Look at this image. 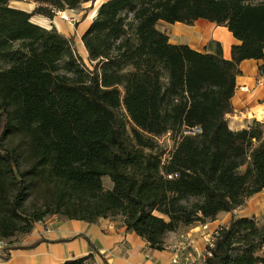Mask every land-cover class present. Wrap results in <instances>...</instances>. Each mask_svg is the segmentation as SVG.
<instances>
[{
	"label": "trees",
	"instance_id": "16d2710c",
	"mask_svg": "<svg viewBox=\"0 0 264 264\" xmlns=\"http://www.w3.org/2000/svg\"><path fill=\"white\" fill-rule=\"evenodd\" d=\"M11 1L0 0V264L53 216L121 218L161 251L169 233L264 190V122L232 130L227 117L240 63L264 58V0H105L81 36L89 65L72 38L32 20L97 0H30L32 12ZM199 19L233 34L231 59L158 28ZM263 247L264 224L233 215L202 264H264Z\"/></svg>",
	"mask_w": 264,
	"mask_h": 264
},
{
	"label": "crops",
	"instance_id": "0c3cea01",
	"mask_svg": "<svg viewBox=\"0 0 264 264\" xmlns=\"http://www.w3.org/2000/svg\"><path fill=\"white\" fill-rule=\"evenodd\" d=\"M32 3L31 8L23 10L32 12L36 6ZM33 18L34 23L45 28L54 26L55 20L39 15ZM91 22L85 26V30ZM167 25L170 42L187 43L191 48L203 52L210 42L220 43L226 59H231L232 47L238 43L227 27L204 19L197 20L193 25L180 22ZM261 68L264 70V58L240 63L241 74L237 77L235 94L232 96L233 112L227 115L232 130L247 128L254 120L264 122V73ZM259 194L261 192L256 195ZM237 214L238 209L233 213H220L216 220L209 222L210 227L226 226ZM241 216L246 215L237 217ZM199 225L169 233L164 249L158 251L149 248L148 243L135 232L128 231L121 218L100 219L96 224H91L53 216L36 224L31 233L20 237L18 243L22 247L11 250L10 260L2 264H60L88 254L94 255L95 264H172L173 247L184 234L194 237L200 246L204 242L200 237Z\"/></svg>",
	"mask_w": 264,
	"mask_h": 264
},
{
	"label": "rangeland",
	"instance_id": "374dc122",
	"mask_svg": "<svg viewBox=\"0 0 264 264\" xmlns=\"http://www.w3.org/2000/svg\"><path fill=\"white\" fill-rule=\"evenodd\" d=\"M105 0H97L95 3H85L80 8L75 10H66L57 12L56 17L53 19L55 22L53 25L58 29V31L64 32L68 35V37L72 38L75 42V47L78 53L83 57V61L89 65L88 56L86 53V49L81 40V36L83 31L85 30V26L95 17V13L97 11L93 10L99 6V4ZM32 1L30 0H12L10 5L16 8H22L28 10L31 8ZM35 18H33L34 20ZM32 20V21H33ZM169 26L165 22L158 23L159 30L164 32L168 31ZM131 124H129L130 126ZM175 136L174 135H164L163 137L158 139L159 144L166 149L167 154L166 157L171 154L175 145ZM104 186L106 188H112L113 182L110 177L106 176L103 178ZM238 215H246V216H254L259 220L261 225L264 224V191H261V194L254 195L250 198L244 206L238 209ZM223 226V225H221ZM202 236V235H201ZM200 236V237H201ZM204 243V242H203ZM203 243H201V248Z\"/></svg>",
	"mask_w": 264,
	"mask_h": 264
},
{
	"label": "built area",
	"instance_id": "2783aa9c",
	"mask_svg": "<svg viewBox=\"0 0 264 264\" xmlns=\"http://www.w3.org/2000/svg\"><path fill=\"white\" fill-rule=\"evenodd\" d=\"M196 131H200L196 129ZM190 134V132H188ZM194 133V132H191ZM199 232L205 246L201 248L197 240L184 234L179 243L173 247L172 264H202L207 257L211 256V248L214 247L216 236L219 234L221 225L215 228L210 227V223L200 224ZM6 242L0 239V255L4 254ZM264 248V247H263Z\"/></svg>",
	"mask_w": 264,
	"mask_h": 264
},
{
	"label": "bare ground",
	"instance_id": "6f19581e",
	"mask_svg": "<svg viewBox=\"0 0 264 264\" xmlns=\"http://www.w3.org/2000/svg\"><path fill=\"white\" fill-rule=\"evenodd\" d=\"M95 15H96V13H95Z\"/></svg>",
	"mask_w": 264,
	"mask_h": 264
},
{
	"label": "water",
	"instance_id": "95a60500",
	"mask_svg": "<svg viewBox=\"0 0 264 264\" xmlns=\"http://www.w3.org/2000/svg\"><path fill=\"white\" fill-rule=\"evenodd\" d=\"M96 16V15H95Z\"/></svg>",
	"mask_w": 264,
	"mask_h": 264
}]
</instances>
